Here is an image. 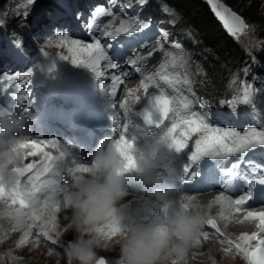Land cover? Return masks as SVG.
I'll use <instances>...</instances> for the list:
<instances>
[{"label": "snow or ice", "instance_id": "1", "mask_svg": "<svg viewBox=\"0 0 264 264\" xmlns=\"http://www.w3.org/2000/svg\"><path fill=\"white\" fill-rule=\"evenodd\" d=\"M35 0H26L24 5L16 9V15H29L28 6L34 5ZM112 7L104 4L95 6L91 11L90 18L82 26L85 27L90 36V41L73 38L68 31L57 29L53 39L47 41L46 47L55 44L57 47L66 48L68 55H60L58 58L69 60L73 65L86 66L95 77L102 80L101 86L106 88L113 98V108L124 110L127 118L129 101L139 102L140 97L135 95L132 89H128L125 100L116 103L118 89L124 84L131 71L142 75L139 81L138 90L145 94L146 105L142 111L135 113L142 119V124H121L117 114L111 117L113 126L118 132L117 150L125 158V167L134 166L135 160L130 155L129 149L133 146L135 137L129 139L127 133L130 128L146 130L151 133L153 130H166L168 136V147L170 152L181 156L186 153V160L181 166V183L191 184L201 175L202 161L214 162L218 173L217 184L221 188L219 194L214 198L218 201L221 211L217 217H210L200 233L197 235L195 243L200 239L208 240L215 235L223 238L224 233L218 223L227 221L234 213L242 214V219L255 221L257 231L251 233H241L236 240L223 239L228 247L222 249L223 253L230 252L233 248L237 254L241 255L246 264H264V210H252L249 202L253 199L257 187H264V166L254 165V162L244 161V156L250 151L264 149V126H248L242 130L236 127H222L217 125L212 114L204 111L201 101L195 91L191 88V82L187 75H182L179 68L183 62V55L173 52H165L166 33H161L159 39L155 40V46L147 55H141V49L146 45H141L139 49H133L126 57L110 54L116 42L121 37L136 38L145 30L150 28V21L145 22L138 17L128 16L126 9L132 5H121V15L118 17L113 11L116 0H109ZM213 11L219 17L225 28L232 34L242 31L245 22L229 9L218 4L216 0H209ZM20 7L25 8L23 13ZM82 13H78L76 18L80 19ZM101 17H110L105 23L101 22ZM119 19V24L113 22ZM5 24L4 19H0V27ZM99 32L97 36L94 33ZM105 40L109 42H105ZM20 47V44H17ZM44 57L53 59L43 48L40 50ZM157 52H165L166 59L162 60L158 69L154 73L145 75L146 62ZM111 70V71H109ZM33 69L30 67L24 72H7L0 74V86H7L18 82L22 89L21 94H12V98L17 102L31 101V78ZM156 89L151 92L150 89ZM2 94V93H0ZM252 96V86L244 84L242 96L239 98L247 104ZM237 98L225 101L228 105H235ZM256 117L254 116V119ZM264 124V122H261ZM58 141L55 138L29 140L22 147L27 149L26 157L17 168V175L7 184L0 178V196H7L12 203L24 206L22 193L31 190L43 204L50 203V194H55L58 182V157L53 155L50 148H57ZM29 157H39L38 160L25 163ZM238 157L237 160L225 166L223 162H228L230 158ZM241 163H247L253 169V177L248 178L244 173L238 172ZM258 169L259 171H256ZM239 176L244 181V190L239 195L233 196L232 185L234 179ZM264 208V204L261 205ZM204 227L212 232L203 230ZM39 228L35 234V240L39 243L41 237L50 241L52 245H58L59 241L53 239L45 224L28 225V229ZM29 232L19 240L23 245L28 240ZM255 242V243H253ZM57 249L50 248L49 251ZM119 253V247L113 246V254ZM203 255V253H200ZM186 256L182 258L185 260ZM97 264H107L106 259L100 256Z\"/></svg>", "mask_w": 264, "mask_h": 264}, {"label": "clouds", "instance_id": "2", "mask_svg": "<svg viewBox=\"0 0 264 264\" xmlns=\"http://www.w3.org/2000/svg\"><path fill=\"white\" fill-rule=\"evenodd\" d=\"M37 109L19 104L0 108V178L7 184L17 175L26 157L27 141L35 140L24 129ZM130 139V138H129ZM81 146V151H83ZM57 172L67 182L58 183L50 203L40 202L35 193H22L24 206L0 196V219L18 229L36 221L45 224L57 238L71 231L63 253L50 252L54 264H97V249L115 244L123 264H180L191 244L210 218L209 210L217 200L204 204L199 193L187 192L168 182L170 150L166 130L155 132L129 149L134 166L117 150V138H105L88 153V162L76 153L69 141L56 148ZM133 172L142 194L130 192L126 176ZM134 196L148 201L150 214L139 216L122 203ZM65 213L66 224L57 228V213Z\"/></svg>", "mask_w": 264, "mask_h": 264}, {"label": "rangeland", "instance_id": "3", "mask_svg": "<svg viewBox=\"0 0 264 264\" xmlns=\"http://www.w3.org/2000/svg\"><path fill=\"white\" fill-rule=\"evenodd\" d=\"M45 1H49L56 6H59L58 4H60V6H64V8H66V3H65L66 0H35L34 5L28 6L27 10L29 11V15L27 16V18H24V16L22 14L16 15L15 13H16L17 7L20 5H24L26 3V0H0V19L5 20L6 26L4 27V29H6L7 31L8 30L11 31L10 27H11V21L13 20V18H19L20 17V18H22L23 21L26 20L27 22L29 20H33L36 12H38V10H39V6L42 5L41 3L45 2ZM68 1L70 3L69 6L71 5L73 18L66 19V16L63 17L64 15L61 17V14H58V11H56L55 16L53 15V13L50 14V12L48 14H46L47 15V18L45 19L46 22H44L41 25L32 26V25H30V21H29V24L26 23L25 26H28V27H26V29L31 28V33L29 34L30 40H26L25 43H26V45H30V47L35 50V52L33 54L37 56V57H35L37 62H38L37 58L39 57L38 54H41L40 50L43 48L45 51H47L49 53V56L56 57L61 62L69 65L70 67H72L76 71L86 72L88 70V68L86 66H84V65H73L69 60H63V59L58 58L60 55H68L67 49L62 48V47H57L55 44H52L51 46L46 47L47 41L54 38L57 29L68 31L69 34L73 38H79V39H83L85 41H90V36L88 35L87 29L82 26L83 23L87 22L88 15H90V13H91L90 7L92 8V6H97L100 4H104L107 7H112V5L109 3V0H105V1H103V0H68ZM131 1H133V0H131ZM180 1L183 2V7L186 8L184 11L186 13H189L190 9L189 8L187 9L186 6L189 7L192 4V2L190 0H180ZM79 2L86 4V7H84L85 8L84 10H81ZM222 2H224V4L230 6L232 10H235L236 12H238L240 15H242L244 17L245 24H246L245 30H244V32L236 35L235 41L246 51V53L249 56H251V59L254 61L255 64H261L260 60H262L261 59L262 58V52L264 51V40H263L262 36H264V34L262 35V32H261L262 31L261 29H263L262 24H260L257 21H264V0H242V1H238V2H235L234 0H222ZM54 5H51V6L54 7ZM121 5H132V7L126 9V12L127 11H134L135 12L136 10H138V4L133 6V4H131L129 2H125L124 0H116V6L114 8V12L117 14L118 17L121 15V10H120ZM154 5L157 6V8H158V10H156V12L158 14L164 13V15H165L161 18L158 17L154 20L155 21L154 26H156L158 28L157 30H159V32H161V33L162 32L166 33L165 52H173L174 54L179 53V54L183 55V62L179 68V72L182 75H187L188 79L191 82V88H193L195 85L194 83L198 82V80L196 79L197 75L202 76L203 73H205V70L202 67L203 63L200 62V59L204 60L205 59L204 57L206 55L202 51L201 52H198V51L194 52V49H192L191 47L189 49V47L187 45H183L184 43L183 44L181 43V41L184 42L182 40L183 38L181 36H179V35L175 36L174 35V28L177 26L178 23H180V20H182V23H183V24H181V26L182 25L184 26V24L186 22L188 23L191 19L184 17V15L182 16L180 10L178 9L179 7H176L177 5H175V4H171L170 1H166V0H159L158 1V0H156V2H154ZM173 7H175V9H172ZM94 8L95 7H93V9ZM23 11H25V8L20 7V12L23 13ZM254 11L256 13H254ZM78 13L83 14L80 17V19L76 18ZM127 14H128V16L131 15V14H129V12H127ZM253 14H255V15H253ZM109 19H110L109 17L104 18L101 22L106 23ZM67 20H69V21H67ZM113 24H114V26L118 25L119 19L115 20L113 22ZM184 28L187 29L189 27L184 26ZM191 28H192V25H191ZM186 33L192 34L191 31H189L187 29L184 32V34H182V36H186ZM0 34H2V33L0 32ZM94 34L99 36V33H94ZM17 36L24 37V33L19 32V34ZM7 38L9 39V36H7ZM193 42L194 43L196 42V38H194ZM184 49L187 50L188 52L189 51L190 52L189 53L185 52ZM191 51H193V52H191ZM160 56H161V54H160ZM166 58H167L166 55H164V57L161 59V61L166 59ZM3 67L0 68V74L4 73V70H6ZM249 68L252 69L253 65L251 64L250 66H248V65L245 66L243 69H241V74L238 73V74L234 75V74H231V72H229L228 75L226 76L227 78H225V76H224L225 79L223 80V85L227 89L229 88V90H230L229 91L230 95H228V97L233 95V93H235L236 96L242 95V90H243L244 84L250 85V82L248 81V78H246V76L244 77V79H242V75H244V74L246 75L247 72H249ZM140 80H141V78L138 80L128 81L127 84H129V82H130V86L129 85L124 86V88L118 94V100H121V101L125 100V98L128 95V89H132L135 95H137V94L139 95L138 86H139ZM238 84H239V86H238ZM252 89H253V87H252ZM142 94L140 93L141 96H140L139 102L129 101L128 106H130V107L134 106V108L141 107L140 106L141 100L143 98ZM132 102H134V103H132ZM36 139H38V138H36ZM214 192H216V191H214ZM202 194L204 195V194H209V193H202ZM200 196H202V195H200ZM208 203H209V201H206V203H204V204H208ZM146 209H147V207H143L141 212L145 211ZM252 210H264V208L260 207V209L254 208ZM211 211L212 210L210 209L209 214ZM139 212H140L139 210H136V211H133L132 213L138 214ZM215 215L217 217V214H215ZM3 222H4V219H0V238L3 237V235H2L3 233L1 231L5 227V224ZM58 225H59V223H58ZM225 225H227L229 227L228 221L225 224H222V227H224L223 230L226 233V236L228 237V239L233 240L231 238V236H229V235H232L236 231L234 229V226H230L231 230H228V232H227V227H225ZM53 239H55V237H53ZM31 240H33L34 243L28 244V242ZM9 241L10 240L8 239V237H6L5 239L3 238L0 241V264H54V258L49 255V253H50L49 249L50 248L57 249V250L51 251V252H53V253L59 252L62 254L63 253V247L66 243V241L61 240L60 245H63L62 248H60L58 245H52L50 241H46L43 238H41L39 243H37L35 240V237H32L29 234L28 240L26 241V243L20 247V251L18 253L19 255L18 256H11V257L9 255H6V257H5L6 260L3 259L4 261H2L1 257L4 254L1 253V250L6 245H8ZM17 243H19V242H17ZM194 243L195 242H193L194 246L192 244L190 246L191 256L189 255L187 258H185V260H181L180 264H219L217 262V258H215L216 256L214 255V251H209L207 249V247L206 248L204 247L202 250H197L196 247H198L199 244H194ZM210 243H217V242H214V241L212 242L211 240H204V242H202L201 244L208 245ZM220 245H223V244H220ZM226 245L227 244L224 245L225 248H226ZM109 248H110V250H112L113 246H110ZM200 253H203V255H201ZM220 253L225 254L221 250H220ZM234 253L237 254L236 251H234ZM97 256H98V258H100V256H103L106 259L107 264L111 260L113 262H115L114 264H123V260H122L120 253H118L116 256H113L111 252L109 254V252H105V249L103 250V248H102V249H97ZM239 259L240 260L238 262H240V263L241 262L243 263V261H245L241 255H240ZM61 264H64L63 260H61Z\"/></svg>", "mask_w": 264, "mask_h": 264}, {"label": "trees", "instance_id": "4", "mask_svg": "<svg viewBox=\"0 0 264 264\" xmlns=\"http://www.w3.org/2000/svg\"><path fill=\"white\" fill-rule=\"evenodd\" d=\"M159 1V0H158ZM170 1L171 4L177 5L179 7L182 16L191 19L188 23L186 22L184 26L191 31L192 34L186 33V36H182L187 30L180 23L174 28V33L181 36L183 43L187 45L190 49H194V52H203L206 56L205 59H200L202 62V67L205 70L202 76L197 75V89L201 95L209 101L214 103L220 101V99L227 97L229 94V88L227 89L223 85V80L227 78L229 72L231 74H241V69L245 64L250 63L251 56H249L246 51L222 28L218 20L214 17L213 13L210 11L208 5L203 0H190L192 4L188 7L190 11L186 13L183 7V2L180 0H166ZM235 2L242 0H234ZM156 0H150L147 6L144 8L143 12L148 14H156L158 10L157 6L154 5ZM38 12H36L33 20L30 21V25L38 26L44 23L47 15L53 8L49 1L41 3ZM44 6V7H43ZM183 7V8H182ZM172 9H175L173 7ZM254 13H256L254 11ZM255 15V14H253ZM21 19V20H20ZM29 21L22 20V18H13L11 21V31L19 34L24 33L23 42L30 40L29 34L31 33V28L26 29V23ZM262 24V35L264 34V21H257ZM190 23V24H189ZM192 25V28H191ZM194 38L196 42L194 43ZM264 40V36H262ZM186 39V40H185ZM196 49V50H195ZM190 52V51H189ZM193 52V51H191ZM207 53V54H206ZM261 64H256L254 67L255 72L262 74L264 72V51L262 52ZM225 76V78H224Z\"/></svg>", "mask_w": 264, "mask_h": 264}, {"label": "bare ground", "instance_id": "5", "mask_svg": "<svg viewBox=\"0 0 264 264\" xmlns=\"http://www.w3.org/2000/svg\"><path fill=\"white\" fill-rule=\"evenodd\" d=\"M89 16V15H88ZM101 21L104 19V18H100ZM71 25V24H70ZM78 31V30H77ZM80 32V31H79ZM109 42L106 40V43ZM111 54V53H110ZM154 56L156 58H160V53L159 54H154ZM94 75V74H93ZM96 81L98 83H101L102 84V80L97 78ZM126 82V81H125ZM128 83V82H127ZM130 86V82L128 84ZM154 90V89H153ZM139 92V95L137 94V96H141L140 93L142 94L143 91L142 90H138ZM143 95V94H142ZM104 102L106 103L107 106L110 107L111 110L115 111L117 110L118 108L114 109L113 108V101L110 97H106L104 98ZM134 103V102H132ZM140 104V103H139ZM2 103H1V100H0V108L2 107ZM112 111V112H113ZM121 118V116H120ZM41 139H51V138H48V137H45V136H42V137H39L37 140H41ZM64 142V141H63ZM48 151H52L53 154L56 153L55 151V148H50L48 149ZM85 162H88V159L89 157L87 155H84L82 157ZM39 157H29L26 159L25 163H29V162H33L35 160H38ZM58 182L59 183H65L67 182V178L63 175L62 172H60L58 174ZM219 193H209V194H201L202 196H200V200L203 202V203H206V201H213L214 198L218 195ZM126 205L128 211L130 212H133V211H136V210H139L140 212L137 214L141 217L143 216H146L148 214H150V207H149V204L146 200L144 199H141V198H137V197H134V196H128V197H125L124 201L122 202ZM143 207H147V209L145 211H142L144 214H142L141 210ZM211 212L209 214L210 217H216L215 214H217V217H218V214L219 212L221 211L220 209V206L218 204H214L212 207H211ZM212 213V214H211ZM214 213V214H213ZM64 216H65V213L61 212V213H57V220H58V223L59 225L57 224V228L59 230V228L63 227L65 224H66V220L64 219ZM220 221V220H219ZM228 224H229V227L227 225H225V227H227V232L228 230H231V227L230 226H234V229L236 230L232 235H229L231 236V238L233 240H236V238L241 234V233H244V232H248V233H251L252 231H257L256 229V222L255 221H246V220H243L242 219V214H233L228 220ZM227 221H220L221 224H225ZM5 224V227L2 229V235L3 237L0 238V241L6 237H8V239L10 240L8 245H6L2 250H1V253L4 254L2 255L1 259L2 261L6 260L5 257L6 255H9L10 257L11 256H18L19 254V251H20V247L22 245H20L19 243V240L25 235L26 232H29L30 231V236L32 237H35V234L40 231L39 228H33L31 230L28 229V226L26 225L25 227L23 228H16L14 226V224L12 222H10L9 220L7 219H4V222ZM36 224H43L41 221H36L35 222ZM232 232V231H231ZM50 235L52 237H55V240L59 241V243H61V240H64V241H67V240H70L72 239V232L71 231H67L65 232V234L62 236V237H59L57 238L55 236V233L51 232L50 231ZM42 238V237H41ZM210 242V241H209ZM213 242V241H212ZM11 243V244H10ZM31 243H34L33 240L29 241L28 244H31ZM255 243V242H253ZM4 245V244H3ZM115 244L111 245V246H114ZM117 246V245H115ZM194 246V245H193ZM206 248L209 250V251H214V255L216 256L215 258H217V262L219 264H246V261H243V263L241 262H238L240 259V255L234 253L235 249H232L230 252L228 253H225V254H221L220 253V250L222 251V249H224V245H220L219 243H210L208 245L206 244H201L199 243V246L196 247L197 250H202L203 248ZM105 249V252H110L112 253L113 256H116L117 254H113V249L110 250V248L106 249V248H103V250ZM191 250H189L188 254L186 255V258L191 254H190ZM120 253V251H119ZM44 254V253H43ZM31 255V254H30ZM116 258V257H115ZM4 259V260H3ZM18 259V258H17ZM117 259V258H116ZM115 260V259H114ZM116 261V260H115ZM109 262V261H108ZM110 264H114L115 262H113L112 260L109 262ZM108 263V264H109Z\"/></svg>", "mask_w": 264, "mask_h": 264}, {"label": "water", "instance_id": "6", "mask_svg": "<svg viewBox=\"0 0 264 264\" xmlns=\"http://www.w3.org/2000/svg\"><path fill=\"white\" fill-rule=\"evenodd\" d=\"M216 2L218 3V4H220V5H222L223 7H225V8H227V9H229L230 10V8L229 7H227V6H224L223 5V3L221 2V1H219V0H216ZM230 12H233V11H231L230 10ZM234 13V12H233ZM236 14V13H235ZM237 16H239L238 14H236ZM240 17V16H239ZM241 18V17H240ZM242 19V18H241ZM224 24V23H223ZM225 27V26H224Z\"/></svg>", "mask_w": 264, "mask_h": 264}]
</instances>
